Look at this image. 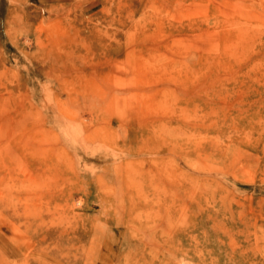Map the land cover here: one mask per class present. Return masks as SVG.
I'll use <instances>...</instances> for the list:
<instances>
[{"label":"rangeland","instance_id":"obj_1","mask_svg":"<svg viewBox=\"0 0 264 264\" xmlns=\"http://www.w3.org/2000/svg\"><path fill=\"white\" fill-rule=\"evenodd\" d=\"M0 264H264V0H0Z\"/></svg>","mask_w":264,"mask_h":264}]
</instances>
